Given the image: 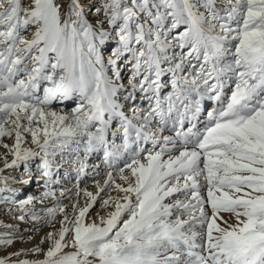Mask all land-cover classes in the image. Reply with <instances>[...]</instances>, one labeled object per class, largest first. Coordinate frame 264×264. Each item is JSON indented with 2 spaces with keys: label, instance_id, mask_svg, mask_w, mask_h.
Wrapping results in <instances>:
<instances>
[{
  "label": "snow or ice",
  "instance_id": "snow-or-ice-1",
  "mask_svg": "<svg viewBox=\"0 0 264 264\" xmlns=\"http://www.w3.org/2000/svg\"><path fill=\"white\" fill-rule=\"evenodd\" d=\"M0 148V264H264V0H0Z\"/></svg>",
  "mask_w": 264,
  "mask_h": 264
},
{
  "label": "rangeland",
  "instance_id": "rangeland-1",
  "mask_svg": "<svg viewBox=\"0 0 264 264\" xmlns=\"http://www.w3.org/2000/svg\"><path fill=\"white\" fill-rule=\"evenodd\" d=\"M2 151H3V149L0 148V152H2ZM90 182H91V181L89 180V181H88V184H89ZM83 185H84V184H81L82 187H83ZM69 186H71V185H69ZM88 186H89V190H91V184L88 185ZM65 203H67V201H65ZM97 207H98V206H97ZM0 219L5 220V221L8 222V223H16L15 221H11V220H9L8 217L3 216L2 214H0ZM20 227H21V229H23V228H25V227H31V225H30V224L26 225V224H24V223L21 222V223H20ZM46 231H48L47 228H42V229L40 230V232H37V233H35V234H33V233H25V235H32V236H33L32 241H31V242H25V243L17 242V243H15V244L13 245V249H15V248H21V247H30L32 244H35V243L39 240V238L44 234V232H46ZM10 250H12V249H10Z\"/></svg>",
  "mask_w": 264,
  "mask_h": 264
},
{
  "label": "bare ground",
  "instance_id": "bare-ground-1",
  "mask_svg": "<svg viewBox=\"0 0 264 264\" xmlns=\"http://www.w3.org/2000/svg\"><path fill=\"white\" fill-rule=\"evenodd\" d=\"M91 184V182L88 184V185H90ZM85 185H83V187H84ZM82 187V186H81Z\"/></svg>",
  "mask_w": 264,
  "mask_h": 264
}]
</instances>
